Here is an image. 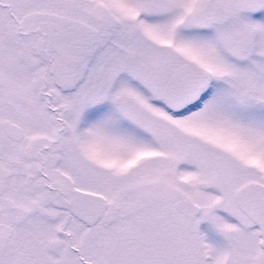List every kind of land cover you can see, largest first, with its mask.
Instances as JSON below:
<instances>
[{
  "label": "snow or ice",
  "instance_id": "6c2138e0",
  "mask_svg": "<svg viewBox=\"0 0 264 264\" xmlns=\"http://www.w3.org/2000/svg\"><path fill=\"white\" fill-rule=\"evenodd\" d=\"M0 264H264V0H0Z\"/></svg>",
  "mask_w": 264,
  "mask_h": 264
}]
</instances>
